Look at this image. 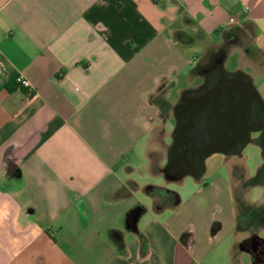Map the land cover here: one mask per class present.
I'll return each mask as SVG.
<instances>
[{
    "label": "crops",
    "instance_id": "1",
    "mask_svg": "<svg viewBox=\"0 0 264 264\" xmlns=\"http://www.w3.org/2000/svg\"><path fill=\"white\" fill-rule=\"evenodd\" d=\"M233 54L264 99V0H0V264H264V220L250 229L231 181L180 216L135 177L181 95Z\"/></svg>",
    "mask_w": 264,
    "mask_h": 264
},
{
    "label": "water",
    "instance_id": "2",
    "mask_svg": "<svg viewBox=\"0 0 264 264\" xmlns=\"http://www.w3.org/2000/svg\"><path fill=\"white\" fill-rule=\"evenodd\" d=\"M237 79H242L248 85L252 96L227 83V80ZM192 94L196 100L202 102L197 111L185 118L189 139L181 144L179 128H176L168 150L167 167L177 173L175 177L179 178L188 173L202 175L207 157L216 151L212 147L213 141L219 135H226L237 129L239 121L246 135L237 144L233 154H240L247 144L254 142L262 148L264 156V99L249 74L230 71L220 60L207 72L204 84L196 91L187 93L180 104ZM253 131H261V135L253 137ZM142 214L143 208L140 205L135 206L128 213L127 228L137 231ZM255 245H259V241H255Z\"/></svg>",
    "mask_w": 264,
    "mask_h": 264
},
{
    "label": "rangeland",
    "instance_id": "3",
    "mask_svg": "<svg viewBox=\"0 0 264 264\" xmlns=\"http://www.w3.org/2000/svg\"><path fill=\"white\" fill-rule=\"evenodd\" d=\"M196 49L200 51L201 47L198 46V48ZM233 49V47L226 43L222 46V53L220 54L225 57L227 56L228 52H232ZM245 60L248 61V58L246 57ZM235 64L236 55L233 54L230 62L227 64L228 70L233 71L231 69H233ZM246 69L250 71L249 66H246ZM261 81L262 79L258 77L256 79V84L258 85ZM200 83H202V81ZM202 84H204V81ZM197 88H194L195 91L197 90ZM173 92L175 93L176 90H173ZM177 95L178 94L176 93L175 95H172L171 98L176 99ZM168 105L170 106L171 104L168 103ZM173 106L174 104H172V110L170 112L171 114H174ZM175 127L176 121L174 128ZM174 128L173 126H170L169 129H172V131L170 133L169 131L166 133L168 135L170 134L166 143L165 141L163 143L157 141L151 143L152 159L150 160V168H147L149 166L147 164L149 163L148 157L141 156L142 158L135 160V164L139 161L140 163L141 161L142 163H144V169H141L140 171L142 175L138 176V174H136L135 177H140L146 182L149 181L150 184L157 185L159 187H165L168 190L175 191L180 195L182 203L180 204V207L176 209L177 211L169 208L164 214L169 215L172 213H178L180 214V216H184V214L190 215L191 213H195L194 211H192V206L190 205L192 201H197L199 206L200 204H202L200 202H204L212 198H215V200H222L230 197L232 198V195L229 192H226L227 194H225V192L222 191V188L218 186L216 182L218 176L222 177L225 181H231L235 192V197L239 201L240 208V201L242 202L243 200L247 202L245 205H250L249 209L253 210L252 215L254 217L257 216V219H255L253 223L250 220L248 226H251V230L253 228L256 229L258 227L256 220H264V184L252 181V178L253 176H257L258 172H260V168L264 163L262 148L254 142H250L244 148L243 152L237 156H227L223 151H215L213 154L207 157L205 172L202 175L196 176L194 174L188 173L179 178H172L167 174V159L168 150L173 142V133L176 129ZM157 138L158 137L156 136V139ZM158 139H160L161 141V136ZM158 162H160L163 168H161V166L157 164ZM228 165H230V171L228 170ZM160 171H165V176ZM162 194L165 195V198H171V194H168L166 192H162ZM142 196L145 198L144 193H142ZM242 204H244V202H242ZM221 209L222 207L217 208L216 206H214L212 207L211 211L216 214L219 213V210L221 211ZM259 231L262 235H264V230H261L260 228Z\"/></svg>",
    "mask_w": 264,
    "mask_h": 264
},
{
    "label": "flooded vegetation",
    "instance_id": "4",
    "mask_svg": "<svg viewBox=\"0 0 264 264\" xmlns=\"http://www.w3.org/2000/svg\"><path fill=\"white\" fill-rule=\"evenodd\" d=\"M227 83L231 86H234L237 88L239 91H245L248 93L249 96H252V93L248 89V85L242 80V79H237V80H227ZM226 84V82H225ZM199 88V87H198ZM197 88V89H198ZM195 90L190 89L187 90L180 98V100L177 103L176 106V127L179 128V140L181 144H184L186 140H188V134L186 132L187 130V125L185 122V118H187L189 115H192L195 111H197L198 106L202 101L196 100V98L193 96H187L184 100L183 104H180V102L183 100V98L186 96L187 93ZM189 99V101H188ZM238 123V128L232 130L228 134H223L222 136L219 135L218 139L213 141L212 147L215 148L216 151H223L227 156H237L240 154H233L236 150L237 144L240 143L242 138L246 135V133L243 131L241 127V122ZM261 135V131H253L252 136L256 137ZM264 137V135H263ZM264 160V156H263ZM257 178V179H256ZM258 181H256V180ZM252 181L259 182L261 184H264V163L262 167L260 168V172H258L257 176H253ZM255 241H259V245H255ZM256 246V247H255ZM248 248L251 249L256 255L262 258V245H261V240L260 239H253L249 242Z\"/></svg>",
    "mask_w": 264,
    "mask_h": 264
},
{
    "label": "trees",
    "instance_id": "5",
    "mask_svg": "<svg viewBox=\"0 0 264 264\" xmlns=\"http://www.w3.org/2000/svg\"><path fill=\"white\" fill-rule=\"evenodd\" d=\"M168 103L169 102H165L164 104H162L165 110L168 109V107H169ZM167 174H168V176L174 178L177 173L173 169L167 167ZM148 190L150 191V193L159 195L162 198V200H163L165 205H169L171 203L172 204H177V203H179L181 201V197H180V195L177 192L168 190L165 187H162V186H160V187L159 186H150ZM162 192H166L168 194H171V198L170 197L165 198V195L162 194ZM247 220L250 222L249 218ZM244 221H245V219L242 220V224H244ZM245 226H247L246 223H245Z\"/></svg>",
    "mask_w": 264,
    "mask_h": 264
},
{
    "label": "built area",
    "instance_id": "6",
    "mask_svg": "<svg viewBox=\"0 0 264 264\" xmlns=\"http://www.w3.org/2000/svg\"><path fill=\"white\" fill-rule=\"evenodd\" d=\"M229 21L230 22H236V18L234 16H231L229 18ZM17 83L20 87H23V88H27L29 90V92H32L33 91V86L30 82V80H28L27 78H25L23 75H19L18 78H17Z\"/></svg>",
    "mask_w": 264,
    "mask_h": 264
}]
</instances>
